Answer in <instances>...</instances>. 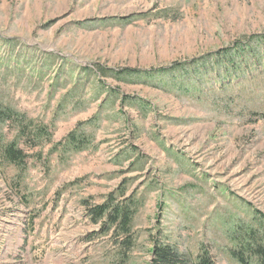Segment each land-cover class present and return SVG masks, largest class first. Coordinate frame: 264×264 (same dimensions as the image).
Returning <instances> with one entry per match:
<instances>
[{
    "label": "rangeland",
    "instance_id": "1",
    "mask_svg": "<svg viewBox=\"0 0 264 264\" xmlns=\"http://www.w3.org/2000/svg\"><path fill=\"white\" fill-rule=\"evenodd\" d=\"M221 52L229 72L200 61ZM123 70L154 76L97 79ZM7 108L47 131L0 122V264H148L154 241L188 264H258L244 247L264 245V0H0ZM74 131L86 150L51 154ZM12 142L22 167L2 156ZM108 203L133 211L131 248L92 222Z\"/></svg>",
    "mask_w": 264,
    "mask_h": 264
},
{
    "label": "trees",
    "instance_id": "2",
    "mask_svg": "<svg viewBox=\"0 0 264 264\" xmlns=\"http://www.w3.org/2000/svg\"><path fill=\"white\" fill-rule=\"evenodd\" d=\"M254 38H259V37H254ZM250 43H252V41H250ZM250 43L249 44L238 43L234 48L229 49L227 51L228 52L234 51L235 55H238L239 59L243 61L246 57L253 55V50L249 47ZM209 58L211 59L212 62H214V65L223 63L222 67L224 68V72L231 71L232 66L230 65L234 64L233 61H230L228 59V54L223 52L219 53L218 55L215 54V55L207 56L205 58H201L200 61L208 60ZM224 59H228L229 61L225 62L223 61ZM196 63L191 62L187 66H178L168 72L167 70H165L163 73L165 75L173 74V76L174 73H182L184 75L185 74L188 75V71L196 67L197 65ZM110 73L112 72L111 71L104 72L103 75H109ZM138 73H139L138 71L123 70L120 75L121 77L131 76L130 78H133V76L138 77L139 76ZM195 73L197 72L195 71ZM146 74H147L146 76L148 77H152L154 75L153 72H147ZM190 78L193 79V77ZM118 80L126 81L121 79ZM174 81L175 82L172 84L173 88H178L181 91L183 82L178 83L179 80H176L175 78ZM184 88L186 92L188 90V87H184ZM16 117L20 119L19 120L20 127L18 130L20 138H25L28 135H32L34 139L33 141H37L47 131V129L45 128L40 129V127L36 126L34 121L28 120L25 116H21L19 113L15 112L12 109L7 108L3 111H0V122L11 123L16 120ZM79 126H83V124ZM43 130L44 132L42 133ZM84 138H85L84 134L78 135V132L74 131L73 133L67 136L65 141L57 144V146L54 145L51 154L59 153L61 151L60 148L65 151L82 153L87 148L86 145H84ZM28 145H31L30 147L32 148V147H36L37 143L36 142H34L33 144L29 143ZM1 153L3 158L10 164L16 167H22L24 165L26 154L25 151H23L18 147L17 142H12L11 144L5 146L1 150ZM119 192L121 194V197H125L126 195L125 187H123L122 190H120ZM131 200L132 198L129 197L126 198L125 202L130 203ZM113 203L103 204L101 206L95 207L93 210L89 211L90 217L93 223L101 225L102 233L106 234L117 247L122 246V248H131L133 246L132 233H131L132 221L134 218L133 211L129 207H126L124 205H121L119 203L113 205ZM244 248L247 251L252 249L251 251L253 252L254 258H256L257 263L264 264V245H257L255 248H253L252 244H248ZM150 255H151V260L149 261L148 264H188V262L185 261L176 252L174 247L170 245L160 244L158 241L153 242L152 248L150 250ZM235 258L238 260L240 264H247V262L245 261L244 254L240 253L237 256L235 255ZM195 264H215V263L213 259L209 257L208 253L207 254L204 253L202 256H200L197 259V262Z\"/></svg>",
    "mask_w": 264,
    "mask_h": 264
},
{
    "label": "crops",
    "instance_id": "3",
    "mask_svg": "<svg viewBox=\"0 0 264 264\" xmlns=\"http://www.w3.org/2000/svg\"><path fill=\"white\" fill-rule=\"evenodd\" d=\"M132 71H134V70H132ZM147 73V72H146ZM146 73H138L139 74V76H146L147 74ZM121 73H110L109 75H103L104 76V78H111V79H114V80H116L117 82H119V83H124V84H128L126 81H129V79H128V77L129 76H122L121 77V75H120ZM100 74L98 75V80H101V78H100ZM102 76V77H103ZM138 76V77H139ZM154 76V75H153ZM133 77H135V76H133ZM148 77V76H147ZM118 79H121V80H126V81H119ZM79 154V153H78Z\"/></svg>",
    "mask_w": 264,
    "mask_h": 264
}]
</instances>
